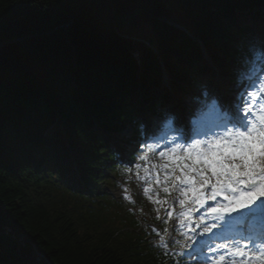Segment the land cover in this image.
<instances>
[{
    "label": "trees",
    "instance_id": "trees-1",
    "mask_svg": "<svg viewBox=\"0 0 264 264\" xmlns=\"http://www.w3.org/2000/svg\"><path fill=\"white\" fill-rule=\"evenodd\" d=\"M261 41L264 0H0V264H174L98 186L214 85L201 48L229 85Z\"/></svg>",
    "mask_w": 264,
    "mask_h": 264
},
{
    "label": "snow or ice",
    "instance_id": "snow-or-ice-1",
    "mask_svg": "<svg viewBox=\"0 0 264 264\" xmlns=\"http://www.w3.org/2000/svg\"><path fill=\"white\" fill-rule=\"evenodd\" d=\"M236 86L234 101L228 109L221 112L215 108L221 121L217 127L222 131L209 129L197 132L196 136H182L179 138L182 142L173 140L172 147L159 153L166 163L153 166L158 169L154 183L166 196L178 186L180 229L187 227L195 233V228L186 222L191 221L194 210L213 202L196 224L197 228L203 225L199 238L188 236L191 244L185 245V251L170 253L169 242L162 243L165 255H172L174 264H178L176 256L182 260L187 257L194 264H264V41L251 44L241 57ZM119 131L113 128L112 134L119 135ZM148 150L153 151L150 146ZM136 167L139 169L140 165ZM152 183L149 177V185L143 188L145 194L153 190ZM147 198L153 204L167 203L158 194L156 199L151 195ZM174 211L167 210L165 224ZM208 216L213 223H205ZM152 232L161 234L156 228ZM213 239L223 242L211 244Z\"/></svg>",
    "mask_w": 264,
    "mask_h": 264
},
{
    "label": "rangeland",
    "instance_id": "rangeland-1",
    "mask_svg": "<svg viewBox=\"0 0 264 264\" xmlns=\"http://www.w3.org/2000/svg\"><path fill=\"white\" fill-rule=\"evenodd\" d=\"M216 93L213 94L212 99L207 103L206 106L199 107V104H196L194 107V110H202L201 113H195L196 116L202 117L201 119L204 120L205 123H209L208 121V111L209 110H215V108H219L221 112L226 111L228 107L232 104L230 94L228 92L223 91L222 93L215 91ZM237 92V90H236ZM181 105V104H180ZM180 108V107H179ZM177 119L171 118L172 120V126L167 124L162 130L163 133H175L178 134L176 131H183L185 128H189L187 126V123L184 122V124H181L183 122V118L178 114ZM176 116V115H175ZM218 119L217 117H214ZM178 126V127H176ZM174 127L176 128L175 130ZM191 128V127H190ZM129 134V131L126 130L124 133ZM156 139L150 138L148 141H144L143 143L144 147L141 149L143 153H141L140 156H137L136 161L133 160L132 162L129 161L127 156H120L118 157V160L122 161L123 163L127 164V170H128V178L126 179H112L111 181H106L98 186L97 193L98 194H104L110 199L121 203L126 207L127 211L132 214L134 218H136L140 224L141 227L136 231V233H139L140 235H145L146 240H151L154 244L162 246V243L164 241L169 242V248L168 250H171L170 246H178L177 249L171 250L174 253L181 252V248L184 247L185 242L188 240L190 241L187 236L180 235V232L187 231V227L184 229L179 228L178 224V217L179 213L181 211L180 207L176 203L177 200L181 197H179V189L178 186L176 188H173L172 192L167 199L166 204L157 205L153 204L147 197L148 195H151L153 199L158 198L160 200H165L164 195L165 193L162 191V188L160 186L155 185L154 180L156 176V172L158 169L154 168V165H162L166 163L165 160L161 159L159 156V153L162 151H166L167 149H162L163 143L154 145ZM153 145V146H152ZM149 146L153 149V151L149 152L148 148ZM146 147V150H144ZM147 156V160L140 159L141 156ZM136 165H140V168L137 169ZM145 168L148 169V172H145ZM176 174H179L178 172ZM149 177H151V180L153 183L151 184L152 191L148 194H145L143 192V188L149 185ZM160 179L163 181L164 175L163 171H160ZM114 181V182H113ZM171 185V181L169 182ZM195 208V206H192ZM159 209V211H157ZM174 209V215L171 220L168 221V231L165 232L162 229V226L158 227L150 222L153 218L159 216V217H165L167 219L166 212L167 210ZM198 213V211H193ZM177 217V218H176ZM187 224H190L191 221H187ZM191 225V224H190ZM156 228L160 231V236H157L155 233L152 232V229ZM140 230V231H139ZM151 233V234H150ZM175 241L174 244L171 243V241ZM182 240V241H180ZM164 248V247H163ZM187 261L189 263H192V261H189L187 258ZM194 264V263H192Z\"/></svg>",
    "mask_w": 264,
    "mask_h": 264
},
{
    "label": "bare ground",
    "instance_id": "bare-ground-1",
    "mask_svg": "<svg viewBox=\"0 0 264 264\" xmlns=\"http://www.w3.org/2000/svg\"><path fill=\"white\" fill-rule=\"evenodd\" d=\"M198 131H199V128H198V127H196L195 130H193L192 133H191L190 130H184V131H182V136H185V135L193 136V135L196 134ZM158 143H160L159 140L156 142V144H158ZM210 203H212V202H210ZM202 210H206V207H205V209H202ZM194 215H196V213H195ZM210 219H211V218H210ZM213 222H214V221H213ZM214 231H217V230H214Z\"/></svg>",
    "mask_w": 264,
    "mask_h": 264
}]
</instances>
